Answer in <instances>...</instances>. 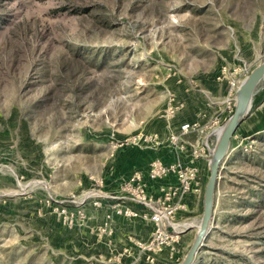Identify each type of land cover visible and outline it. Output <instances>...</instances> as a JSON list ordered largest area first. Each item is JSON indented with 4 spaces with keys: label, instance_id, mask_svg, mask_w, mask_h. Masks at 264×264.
I'll return each instance as SVG.
<instances>
[{
    "label": "rangeland",
    "instance_id": "1",
    "mask_svg": "<svg viewBox=\"0 0 264 264\" xmlns=\"http://www.w3.org/2000/svg\"><path fill=\"white\" fill-rule=\"evenodd\" d=\"M263 62L264 0H0V264H156L187 239L181 264L204 198L160 227L146 175ZM194 264H264V126L235 134Z\"/></svg>",
    "mask_w": 264,
    "mask_h": 264
},
{
    "label": "built area",
    "instance_id": "2",
    "mask_svg": "<svg viewBox=\"0 0 264 264\" xmlns=\"http://www.w3.org/2000/svg\"><path fill=\"white\" fill-rule=\"evenodd\" d=\"M242 79H237L235 81L229 82L228 95L225 101V108L222 113V116L219 117L215 125L217 128L212 135L208 136L206 140L199 141L200 147H195L192 143L186 141L187 137L193 133L203 134L204 128L202 124L198 121L195 122H186L180 126L177 132L173 133L169 138V143L172 147H175L179 150L178 161L174 165H166L161 161L154 162L151 165L150 169V179L152 181L162 180L171 175H175L177 178V183L173 186H161L158 188V192L154 194H149L145 199H147L146 206L151 211V221L158 226L167 225L171 229H176V225L173 223V220L177 214L185 209L184 198L190 194L194 193L198 197L204 198L205 187L199 171L192 164H187L184 162L181 157L182 153L188 151L189 147L194 148L193 157L202 158L210 157L212 148L210 141L217 137L216 143L218 140V134L216 133L220 130L224 124L230 119L234 114L236 109V94L242 84ZM221 121V122H220ZM212 138V139H211ZM214 142V141H213ZM145 192V190H142ZM172 238L170 234L164 230L160 229L156 234V241L159 245H162L169 241Z\"/></svg>",
    "mask_w": 264,
    "mask_h": 264
},
{
    "label": "water",
    "instance_id": "3",
    "mask_svg": "<svg viewBox=\"0 0 264 264\" xmlns=\"http://www.w3.org/2000/svg\"><path fill=\"white\" fill-rule=\"evenodd\" d=\"M263 80L264 62L254 68L243 80L236 94L237 103L234 114L216 132L218 134V140L214 149L210 152V178L205 189L203 217L194 243L181 264H194L196 255L201 250L204 240L210 232L221 164L230 151L235 134L248 119L254 104L257 88Z\"/></svg>",
    "mask_w": 264,
    "mask_h": 264
},
{
    "label": "crops",
    "instance_id": "4",
    "mask_svg": "<svg viewBox=\"0 0 264 264\" xmlns=\"http://www.w3.org/2000/svg\"><path fill=\"white\" fill-rule=\"evenodd\" d=\"M228 85L227 83H224V85H220L219 86V93H217L218 96H220L221 98H219V100L221 102L217 103V107H212L210 105H201V107L195 112V115L187 122H195L198 121L202 124L203 128H204V133L201 134H197V133H193L194 135L196 134L198 137V140L195 143H192V145H194L195 147H200V144L198 143L199 141H203L206 140V138L210 135L213 134V132L215 131V129L217 128V125H215V121L222 116V113L224 111L225 108V101L227 99V95H228ZM254 104H255V100H254ZM254 104L251 110V113L248 117V119L243 123V124H247L250 128L252 127H258V126H264V104L262 105V107L256 111H253L254 109ZM216 106V105H215ZM220 113V114H219ZM215 120V121H214ZM242 124V125H243ZM192 135V134H191ZM215 138V135L213 136ZM187 139H191L189 136L187 137ZM191 143V142H190ZM191 148V147H189ZM188 148V150H189ZM190 154L188 151H186L185 153H182V157L181 159L186 162L187 164H192L194 167H196L199 171V175L201 176L203 183H204V171L207 167V158L204 156L200 159H198L197 161L192 160V159H185V157H187V155ZM146 184H147V188L148 191L150 192V194H154L158 192V188L161 186H173L177 183V178L175 177V175H171L167 178H164L162 180H157V181H152L148 175H146L145 178ZM205 187V184H204ZM195 197L198 199H195ZM199 198L202 197H198L196 194L194 193H190L188 194L185 198H184V202H185V209L186 212H190L193 211L194 209H197L199 207V203L201 200H199ZM203 199V198H202ZM179 213H184V211L182 210ZM178 213V214H179ZM187 239H183V243L181 245L176 246L174 249L172 250H163L159 253H157L156 256V264H177L176 262L179 261V259L181 258L183 252H184V246L185 244H187Z\"/></svg>",
    "mask_w": 264,
    "mask_h": 264
},
{
    "label": "bare ground",
    "instance_id": "5",
    "mask_svg": "<svg viewBox=\"0 0 264 264\" xmlns=\"http://www.w3.org/2000/svg\"><path fill=\"white\" fill-rule=\"evenodd\" d=\"M197 227H199V225Z\"/></svg>",
    "mask_w": 264,
    "mask_h": 264
}]
</instances>
